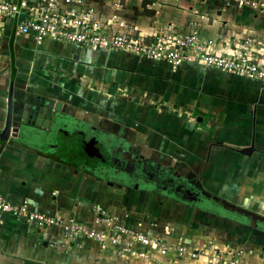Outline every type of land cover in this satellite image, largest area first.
Returning a JSON list of instances; mask_svg holds the SVG:
<instances>
[{"label": "crops", "instance_id": "crops-1", "mask_svg": "<svg viewBox=\"0 0 264 264\" xmlns=\"http://www.w3.org/2000/svg\"><path fill=\"white\" fill-rule=\"evenodd\" d=\"M89 1L107 13L114 2ZM124 1L121 19L149 38L165 26L188 31L199 18L197 9L207 15L201 22L204 36L223 54L264 29L262 15L234 3L228 7L226 0H147L152 16L145 12L144 0ZM5 25L0 26V132L7 127L13 82L14 125L38 98L66 107L54 114V127H30L23 137L0 139V192L14 203L28 200L37 211L96 229L101 228V212L205 254L197 260L174 250L150 260L126 257L110 245L87 238L70 241L60 228L41 230L6 216L0 224V264H217L211 262L215 251L239 256L243 264H264V224L253 218L264 216V82L193 63L174 70L120 51L52 40L37 45L33 37L16 35L15 21ZM103 121L109 127L100 125ZM125 126L127 139L116 131ZM99 144H123L149 159L143 150L154 149L152 160L162 166L170 155L174 164L190 166L188 174L198 175L203 184H216L207 195L245 215L234 219L109 186L86 167L78 168ZM252 146L251 155L241 153Z\"/></svg>", "mask_w": 264, "mask_h": 264}, {"label": "built area", "instance_id": "built-area-1", "mask_svg": "<svg viewBox=\"0 0 264 264\" xmlns=\"http://www.w3.org/2000/svg\"><path fill=\"white\" fill-rule=\"evenodd\" d=\"M232 3L254 10L264 18V0H226V6ZM123 8V0H114L109 13L89 0H0V26L3 28L8 21H15L16 35L33 37L37 45L52 40L80 48L120 51L164 62L174 70L193 63L237 78L264 82V29L243 37L231 53L223 54L216 50L213 39L204 36L201 22L207 15L200 14L197 9L194 14L199 18L189 23L188 31L180 32L165 26L149 38L129 29L120 16ZM100 213L97 223L101 228H91L65 215L37 211L28 200L14 203L0 192V224L6 216H11L41 230L57 227L67 240L87 238L110 245L126 257L150 260L155 255L166 256L174 250L180 257L197 260L205 254V251L169 244L156 235L120 222L116 217ZM238 258L215 251L211 262L243 264Z\"/></svg>", "mask_w": 264, "mask_h": 264}, {"label": "flooded vegetation", "instance_id": "flooded-vegetation-1", "mask_svg": "<svg viewBox=\"0 0 264 264\" xmlns=\"http://www.w3.org/2000/svg\"><path fill=\"white\" fill-rule=\"evenodd\" d=\"M91 152V161L88 160L87 163L83 161L86 164L84 167L109 186L134 189L173 201L177 199L178 204L192 203L196 207L227 214L234 219L245 215L244 211L229 207L223 201H220L219 205L218 202L208 201L206 193L198 186L192 175L185 176L169 167L158 166L160 164L151 162V159L146 158L138 150L130 149L123 144L109 148L108 145L99 144ZM92 159L97 161L95 165Z\"/></svg>", "mask_w": 264, "mask_h": 264}, {"label": "water", "instance_id": "water-1", "mask_svg": "<svg viewBox=\"0 0 264 264\" xmlns=\"http://www.w3.org/2000/svg\"><path fill=\"white\" fill-rule=\"evenodd\" d=\"M15 75V74H14ZM13 75V81L14 76ZM13 86L12 84L9 98H8V119L7 127L4 131L0 132V139L5 140L9 137L19 138L23 137L26 133L30 132V127H42L43 129H49L50 127L55 126V121L57 118H54L55 113L64 112L65 105L61 102H57L51 99H38L33 105H26L24 108V113L22 120L14 125L13 123ZM198 122H202L203 118L198 117ZM254 152V146L244 149L241 151L244 155H251ZM199 186V185H198ZM200 187V186H199ZM258 217L259 219L264 218L259 215H254L253 218Z\"/></svg>", "mask_w": 264, "mask_h": 264}, {"label": "rangeland", "instance_id": "rangeland-1", "mask_svg": "<svg viewBox=\"0 0 264 264\" xmlns=\"http://www.w3.org/2000/svg\"><path fill=\"white\" fill-rule=\"evenodd\" d=\"M73 107H71V109H72ZM67 109H69V110H71L70 108H67ZM109 124H110V122L109 121H103V122H101L100 123V125H102V126H104V127H109ZM117 131V133H120V135H122L123 137H125L126 139H127V137L129 138L130 137V133H129V129H127V126H125V127H121L119 130H116ZM143 151H145V153H147V155L151 158V160H152V158L154 157L153 155L155 154V150L154 149H150L149 151H147L146 152V150H143ZM155 159V158H154ZM179 160H177V161H184L183 160V158H178ZM152 161H154L155 162V160H152ZM156 163V162H155ZM161 163H163L164 164V166H166V167H169L170 169H172V170H177L179 173H181L182 175H187L188 173H190V170L189 169H191L190 168V166H184V165H182V164H180V163H177V164H174L173 162H172V156H170V155H168V157L164 160V162L163 161H161ZM195 176H192V177H194L195 179H196V183H198V185H200L201 183L203 184V182H202V179L198 176V175H196V174H194ZM222 175V177H225V175L224 174H221ZM222 179H224V178H222ZM200 183V184H199ZM225 184V183H224ZM214 185H216L215 183H209L208 181L207 182H205V184H203V188H204V192L205 193H207L209 190H210V188L212 187V186H214ZM252 187L253 188H255V186H254V184L252 183ZM246 190V189H245ZM208 194V193H207ZM206 194V195H207ZM208 196H210V195H208ZM213 198H214V196H212ZM260 216H262V215H260ZM263 218H264V216H262ZM256 219H259V218H257V217H255ZM252 219H250V221H251ZM259 220H261L260 222H259V224H264V221H263V219H259ZM263 221V222H262ZM252 222L253 223H255L254 222V220H252Z\"/></svg>", "mask_w": 264, "mask_h": 264}, {"label": "trees", "instance_id": "trees-1", "mask_svg": "<svg viewBox=\"0 0 264 264\" xmlns=\"http://www.w3.org/2000/svg\"><path fill=\"white\" fill-rule=\"evenodd\" d=\"M123 2H124V6H125V1L123 0ZM147 4H148V1L147 0H144V2H143V7H144V9H145V12L148 14V15H150V16H152L153 14H154V12L153 11H150L148 8H147ZM124 10V9H123ZM122 10V11H123ZM121 11V12H122ZM176 30V29H175ZM178 31V30H177ZM38 99H44V98H38ZM91 157V156H90ZM90 157L87 159H85V161H86V163L88 162V160H90L91 161V159H90ZM146 160V159H145ZM148 160V159H147ZM151 162H153L152 160H150ZM92 162H93V164L95 165V163L97 162V161H95V159H92ZM156 164V163H155ZM158 166H161V165H158ZM161 167H164V166H161ZM78 168H85L82 164H79L78 165ZM164 168H166V167H164ZM167 169H169V168H167ZM172 170V169H171ZM87 171H89L90 172V170H88L87 169ZM207 198V200L208 201H212V202H218V205L221 203L219 200H215L212 196H206ZM212 199V200H211ZM175 202H178L177 201V199H175L174 200ZM181 201V200H180ZM179 201V202H180ZM181 202H183V201H181ZM183 203H186V202H183ZM187 205H190V206H192V207H196V205L195 204H192V203H186ZM195 205V206H194ZM210 212H216V211H212V210H209ZM222 215H225V216H227V217H229L227 214H223V213H221ZM26 264H31V263H26Z\"/></svg>", "mask_w": 264, "mask_h": 264}]
</instances>
